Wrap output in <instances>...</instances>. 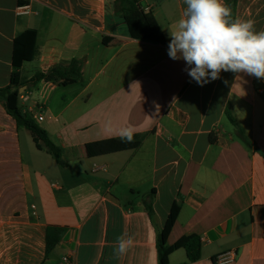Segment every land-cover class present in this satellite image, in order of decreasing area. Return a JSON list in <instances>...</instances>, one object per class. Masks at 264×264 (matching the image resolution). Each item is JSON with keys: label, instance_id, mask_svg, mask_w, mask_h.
I'll use <instances>...</instances> for the list:
<instances>
[{"label": "crops", "instance_id": "1", "mask_svg": "<svg viewBox=\"0 0 264 264\" xmlns=\"http://www.w3.org/2000/svg\"><path fill=\"white\" fill-rule=\"evenodd\" d=\"M137 1L157 43L129 38L114 0H0V89L15 84L7 105L31 109L62 150L55 159L35 148L0 99V264H62L68 252L71 264H158L171 214L167 246L198 237L200 258L186 262L177 247L168 264H217L221 254L233 255L227 264H264V79L222 71L190 82L186 63L168 55L183 0ZM23 4L29 13L17 16ZM235 18L264 30V0H236ZM28 29L36 54L14 70L13 45ZM71 59L82 82L28 83ZM128 125L142 141L120 138ZM48 226L64 233L46 253ZM129 235L134 246L116 257Z\"/></svg>", "mask_w": 264, "mask_h": 264}, {"label": "clouds", "instance_id": "2", "mask_svg": "<svg viewBox=\"0 0 264 264\" xmlns=\"http://www.w3.org/2000/svg\"><path fill=\"white\" fill-rule=\"evenodd\" d=\"M182 16L176 21L168 55L183 60L184 69L199 86L219 79L220 73H246L264 79V30L257 31L251 19L232 17L225 0H183ZM135 127L120 130V138L132 142ZM114 249L116 257L124 256L134 246V237L121 236Z\"/></svg>", "mask_w": 264, "mask_h": 264}, {"label": "trees", "instance_id": "3", "mask_svg": "<svg viewBox=\"0 0 264 264\" xmlns=\"http://www.w3.org/2000/svg\"><path fill=\"white\" fill-rule=\"evenodd\" d=\"M226 4L232 10L234 19L236 0H225ZM115 14L120 17L125 24L129 38L133 40L157 43L158 37L151 28L145 17L143 9L139 6L137 0H114ZM36 54V33L33 29L22 32L18 37V42L14 43L11 55V64L14 70L18 69L23 62L31 61ZM38 80H44L58 86H67L70 84L82 82L81 63L77 59H71L66 65H56L49 68L46 72L35 73L29 80V84H34ZM16 89L15 84H10L0 89V99L6 111L16 120L19 127L26 129L32 138V142L37 149H45L55 159H59L62 153L60 147L49 138L47 132L36 125L32 117L26 112L7 105L6 99L13 94ZM5 99V100H4ZM226 119L235 127L243 139L248 143L249 140L244 132L239 128L236 121L230 115L228 108L224 113ZM146 134L133 137V140L142 141ZM211 137V136H210ZM147 212L151 213V206L146 203ZM173 226V215L171 214L157 236L156 251L158 264H168V256L173 249L183 248L185 251L186 262H196L200 258V240L198 237H191L183 241L180 245L172 248L166 244V238ZM64 229L57 226H48L45 231V252H50L58 243Z\"/></svg>", "mask_w": 264, "mask_h": 264}, {"label": "built area", "instance_id": "4", "mask_svg": "<svg viewBox=\"0 0 264 264\" xmlns=\"http://www.w3.org/2000/svg\"><path fill=\"white\" fill-rule=\"evenodd\" d=\"M29 13V5L28 4H23V5H19L15 8V14L17 16H24L27 15ZM31 109H28L27 114H29L31 116ZM38 120H41V117H38ZM96 168H93L92 171H95ZM29 209L31 210V214L36 217L37 219L40 218V216L36 213L35 211V207L33 204H29ZM71 258H72V253L68 252L66 254L63 255V257L61 258V263L62 264H71ZM233 261V255L232 254H221L216 256L215 258V262L217 264H227Z\"/></svg>", "mask_w": 264, "mask_h": 264}]
</instances>
